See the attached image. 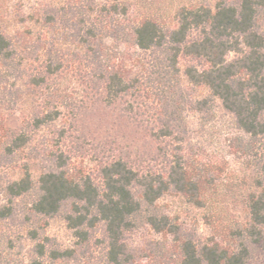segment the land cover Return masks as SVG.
Here are the masks:
<instances>
[{
    "label": "trees",
    "instance_id": "trees-1",
    "mask_svg": "<svg viewBox=\"0 0 264 264\" xmlns=\"http://www.w3.org/2000/svg\"><path fill=\"white\" fill-rule=\"evenodd\" d=\"M106 4L121 18L107 26L90 18L91 7L87 17L82 13L74 23L72 36H52L48 30L56 24L53 7L43 13L38 33L30 27L14 34L0 28V64L5 70L19 69L26 78L27 91L17 90L16 99L45 88L40 101L23 113L20 129L0 136L6 157L25 153L22 176L4 187L7 200L27 198L36 215L62 213L80 243L101 229L106 264H142L125 236L143 225L160 234V260L166 263L257 264L264 257V0L184 4L168 21L150 13L130 18L126 0H103L100 14ZM182 56L191 62L181 73ZM67 74L92 90V100L107 106L132 98L127 110L141 109L144 115L134 121L150 125V134L163 142L150 158L154 164L120 148L91 172L76 166L70 152L58 146L43 144L27 152L34 133L72 104L66 89L51 81ZM181 75L205 87L207 96L191 102L180 88ZM215 100L233 116L237 133L228 140L229 151L248 171L241 180L244 188L228 197L219 194L226 161L207 156L192 142L182 115L186 107L209 110ZM64 133L61 128L59 135ZM30 159L42 164L37 175ZM238 183L231 180L223 188L234 192ZM167 194L203 209L211 234L201 238L186 231L159 204ZM229 205H235L236 213H228ZM29 235L35 242L28 264H69L73 259V249L49 244L36 228Z\"/></svg>",
    "mask_w": 264,
    "mask_h": 264
},
{
    "label": "rangeland",
    "instance_id": "rangeland-1",
    "mask_svg": "<svg viewBox=\"0 0 264 264\" xmlns=\"http://www.w3.org/2000/svg\"><path fill=\"white\" fill-rule=\"evenodd\" d=\"M128 4V17L135 18L145 13L161 16L169 20L176 8L184 4H204L213 6L215 0H126ZM103 0H0V28L9 34L30 27L33 33L42 28L43 13L48 8L56 9L54 13L56 24L48 28L52 36H72L73 26L77 19L84 17L89 8H93L90 18L110 26L121 18L109 4L102 14L98 12ZM85 17V18H86ZM264 28V20L261 22ZM231 56V55H230ZM191 61L188 57H180L178 66L182 73L183 68ZM26 78L20 75L19 69L5 70L0 64V136L5 132L17 131L22 126L23 113L30 109L35 102L41 99L45 88L38 89L36 95H22L16 99L17 90L27 91ZM66 89L70 107L64 109L57 121L41 127L32 136L27 152L40 148L43 144L52 145L70 152L76 166L88 171H95L98 162L115 153L120 148L130 152V156L142 155L145 164L152 165L157 149L162 145L151 134L150 125H138L135 119H143L141 109L127 110V103L132 98H125L122 102L107 106L99 101L92 100L90 90L84 83L76 81L70 74L59 76L51 80ZM49 81V83H51ZM180 88L186 93L191 102L203 96L208 91L203 86H195L187 82L181 75ZM44 94V93H43ZM37 100V101H35ZM136 103H134L135 105ZM155 107L157 105L153 104ZM152 106V107H154ZM140 111V112H139ZM148 113V111H147ZM182 115L187 119L190 129L189 137L193 143L199 145L204 154L215 156L226 161L222 173V184L219 194L232 196L244 188L242 178L248 172L242 167V159L229 151L228 140L237 133L233 116L225 110L219 100L209 104V110L196 111L189 107ZM63 128L64 136L59 135ZM26 152V153H27ZM34 154V152H32ZM115 154H118L116 152ZM25 153L10 159L2 153L0 147V211L9 205L11 213L5 217L0 215V264H28L29 255L34 245L29 231L37 229L39 237L49 238V244L61 248H70L74 257L69 264H106L104 259V243L102 231L97 229L87 243H80L74 236L73 230L68 228L62 213L54 216L36 215L29 210L28 199H16L12 203L7 200L4 187L13 180L19 179L24 172ZM30 169L34 175L39 173L41 162L30 159ZM239 182L234 192L225 191L224 186L230 181ZM237 180V181H236ZM236 184V183H234ZM226 188V187H225ZM233 193V194H232ZM159 204L170 215L177 218L183 228L198 237L211 234L210 228L203 221V209L188 202L184 197L176 194H167L159 199ZM236 213L235 205H229L228 213ZM162 242L160 234L153 231L148 225L138 227L125 236V243L136 255L142 264H170L160 260L162 250L158 247ZM257 264H264V257Z\"/></svg>",
    "mask_w": 264,
    "mask_h": 264
}]
</instances>
